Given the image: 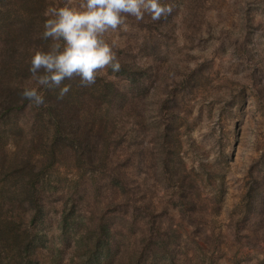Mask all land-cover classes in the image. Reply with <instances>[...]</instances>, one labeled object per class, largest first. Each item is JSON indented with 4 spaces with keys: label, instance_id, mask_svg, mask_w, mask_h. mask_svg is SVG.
Here are the masks:
<instances>
[{
    "label": "rangeland",
    "instance_id": "1",
    "mask_svg": "<svg viewBox=\"0 0 264 264\" xmlns=\"http://www.w3.org/2000/svg\"><path fill=\"white\" fill-rule=\"evenodd\" d=\"M65 2L44 0L43 6L47 10ZM168 2L173 12L167 18L137 22L129 17L127 31L109 34L117 42L121 70L99 76L86 89V100L101 108L104 103L91 87L104 88L103 78L112 81L121 94L112 105L120 112L121 134L117 141L99 136L98 143H112L130 189L141 196L145 184L150 187L161 218L180 222L185 203L178 192L187 182L199 193L197 205L216 215L208 218L202 237L189 231V248L172 264H264L258 259L264 254V235L261 246L253 247L237 243L234 234L236 227L246 234L257 223L242 217L243 195L253 177L264 175V0ZM39 112L31 105L22 112L24 132L18 143L7 142V156L25 143V156L30 152L37 163L46 159L45 145L31 142L40 133L35 128L47 125ZM48 171L53 179H67L59 185L78 174L74 163H56ZM4 254L0 264H8ZM42 260L55 264L48 253Z\"/></svg>",
    "mask_w": 264,
    "mask_h": 264
},
{
    "label": "trees",
    "instance_id": "2",
    "mask_svg": "<svg viewBox=\"0 0 264 264\" xmlns=\"http://www.w3.org/2000/svg\"><path fill=\"white\" fill-rule=\"evenodd\" d=\"M43 2L0 0V256L5 253L8 264H43L46 253L55 264L175 263L189 248V231L202 237L208 218L216 215L197 205L199 193L191 182L183 183L178 192L185 203L178 224L160 217L147 184L141 196L130 189V178L111 151L112 143L104 142V147L98 143L99 136L120 139V112L112 105L121 94L114 83L103 78L104 88L91 87V94L104 103L101 108L94 107L95 100H86L90 85H82L78 77L63 82L61 87L70 86L63 99L58 98V88L42 89L45 102L39 107L22 97L23 88L34 83L31 56L50 43L41 37ZM28 105L48 120L35 128L40 133L31 139L33 145H45L46 159L39 163L30 152L25 156V143L17 145L11 157L4 149L10 140L18 143L25 129L21 114ZM140 119L142 125L144 115ZM56 163H74L77 177L59 185L67 179H53L48 171ZM243 203L242 217L256 218L257 223L248 226L246 234L243 227H236V242L260 247L264 175L251 179ZM243 237L249 243L242 242Z\"/></svg>",
    "mask_w": 264,
    "mask_h": 264
},
{
    "label": "clouds",
    "instance_id": "3",
    "mask_svg": "<svg viewBox=\"0 0 264 264\" xmlns=\"http://www.w3.org/2000/svg\"><path fill=\"white\" fill-rule=\"evenodd\" d=\"M173 12L168 0H66L63 6L48 8L44 16L42 39L50 41L46 48L35 51L30 59V86L22 97L37 107L44 104L42 89H59V99L69 92L63 82L78 77L89 86L99 76L121 70L115 51L116 40L111 32L128 30V18L137 22H153L167 18ZM264 260V254L259 255ZM255 264V262H254Z\"/></svg>",
    "mask_w": 264,
    "mask_h": 264
}]
</instances>
